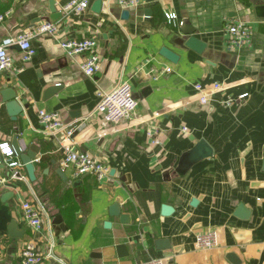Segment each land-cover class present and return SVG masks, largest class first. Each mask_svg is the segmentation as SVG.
<instances>
[{
    "label": "crops",
    "instance_id": "0c3cea01",
    "mask_svg": "<svg viewBox=\"0 0 264 264\" xmlns=\"http://www.w3.org/2000/svg\"><path fill=\"white\" fill-rule=\"evenodd\" d=\"M54 1L62 11L56 22L49 20L47 0H0V12L10 10L0 25V43L45 22L57 26L55 36L31 40L36 53L28 61L18 46L10 47L12 68L0 73V93L13 89L17 103L27 107L12 121L0 94V143L12 147L16 138L22 153L39 161L33 182L24 169L26 180L13 179L4 160L0 163V264H20L27 243L50 255L42 264L151 259L234 264L228 254H235V264H264V17L255 11L264 0H137L135 6H120L131 9L128 21L119 19L117 0H101L98 12L92 9L96 0H90L82 13L65 11L69 0ZM146 8L152 9L149 19ZM171 11L195 30L205 45L200 54L184 46L179 25L166 22L164 13ZM235 18L248 24L251 39L229 50L223 25ZM78 39L97 43L100 64L93 76L81 69L86 54L68 57L59 46ZM163 47L178 56L176 63L159 55ZM125 80L138 102L135 113L119 124L102 125L94 112L97 91H111ZM215 83L221 87L214 89ZM195 84L205 90L206 104L200 103ZM53 86L61 87L47 95ZM228 98L233 104L225 107L221 101ZM39 111L57 113L74 127L69 141L106 166L104 180L74 181L69 171H63L65 179L58 176L62 142L68 140L64 131L50 135ZM199 140L211 147L212 156L179 169L181 157ZM7 192L11 196L2 198ZM35 198L47 213L39 232L32 231L21 210L25 200ZM115 201L128 216L126 224L109 214ZM164 205L173 209L169 216L162 214ZM239 206L247 216L237 212ZM12 221L23 232L19 238L8 235ZM208 230L217 232L218 246L197 248L196 236ZM158 239H167L170 249H155ZM121 244L127 254L119 257Z\"/></svg>",
    "mask_w": 264,
    "mask_h": 264
},
{
    "label": "built area",
    "instance_id": "2783aa9c",
    "mask_svg": "<svg viewBox=\"0 0 264 264\" xmlns=\"http://www.w3.org/2000/svg\"><path fill=\"white\" fill-rule=\"evenodd\" d=\"M90 0H69L64 6L65 11H73L75 13H82L89 5ZM118 4L126 6H135L137 0H117ZM9 11L0 12V25L5 21ZM164 18L166 22L174 27L181 25L178 21L177 14L174 11L165 12ZM57 26L51 22H45L33 29L26 30L15 36L5 38L0 43V73L9 71L12 68V59L8 54V49L12 46H18L22 52V60H30L36 53L31 45V40L37 36H55ZM223 34L225 38L226 48L229 50H238L247 46L251 39V30L248 24L241 18L227 19L224 21ZM60 48L68 57L86 54V58L81 65V69L86 76H93L99 68L100 58L95 52L97 43L93 39H78V40H63L59 41ZM221 84H213L214 89H219ZM194 89L199 94V101L201 104L208 102V97L205 90L199 85L195 84ZM98 98L95 114H98L102 125H116L133 116L137 109L138 102L134 96L132 86L128 80L117 84L111 91L104 92L97 91ZM247 94H243L238 99H244ZM225 107H230L233 100L228 98L221 101ZM39 122L45 126L50 135H56L61 131L65 132L64 138L68 140L62 142L63 158L59 162V168L62 171H69L70 178L78 181L84 176H91L96 181L100 182L107 177L108 169L106 166L93 155L81 152L74 147L69 141L74 127H67L59 119L57 113H49L39 111ZM82 125V124H81ZM81 125L75 128H80ZM183 131H187L183 128ZM151 134H148L150 137ZM63 138V139H64ZM159 141L152 140L153 145H159ZM4 160L6 166L10 168L11 177L13 179L24 181L26 177L22 175L21 170L24 169L20 160L17 158L15 151L8 142L0 143V163ZM38 162V159H35ZM22 217L33 232L42 230L45 217L47 213L41 202L35 198V202L25 200L21 204ZM195 244L200 249L215 248L219 244V237L215 230H208L205 233L196 236ZM50 255H43L33 244L27 243L20 253V264H42L44 259ZM139 264H165L163 259H151Z\"/></svg>",
    "mask_w": 264,
    "mask_h": 264
},
{
    "label": "water",
    "instance_id": "95a60500",
    "mask_svg": "<svg viewBox=\"0 0 264 264\" xmlns=\"http://www.w3.org/2000/svg\"><path fill=\"white\" fill-rule=\"evenodd\" d=\"M146 2H150L151 4H155V0H145ZM55 1L54 0H47L46 5H48L49 11L51 12V15H49V20L52 22H56L57 20L62 18V11L57 10L55 7ZM119 7L121 5L117 4ZM101 8V0H96L92 4V9L96 12H98ZM121 8V7H120ZM256 14L260 15V17H264V2L263 4L257 5L255 8ZM146 19H149L152 14L151 8H146L143 10ZM131 9L129 8H121L119 11V19L121 21H128L130 19ZM179 33L184 37L183 43L186 48H189L190 50H193L194 52L200 54L204 48L205 45L198 40L194 34L195 30L188 27L184 22L179 27ZM105 38V36H104ZM159 55L163 58L167 59L168 61L172 63H176L178 61V56L172 52L171 50L163 47L159 51ZM61 86H53L47 91V95H53L56 93ZM1 97H2V103L5 105L7 109V113L10 116L12 121L17 120V116L23 112V109L27 108L20 106L16 101V95L13 89L7 88L1 91ZM12 148L15 151L16 156L20 160L21 164L23 165L24 170L27 173L28 179L30 182L35 181V164L38 162L35 161V154H23L19 146L16 144V138H14V141L12 143ZM82 152H87L88 150L86 148L81 149ZM213 154V151L211 147L204 141L199 140L194 147L189 150L186 154H184L181 157L180 163L183 165H179V169L183 170L184 168L188 167L191 164L197 163L203 159L210 158ZM58 176H60L62 179H65L64 172L59 168L56 172ZM111 175H113V172L111 171ZM8 196H11V193L7 192L2 195V198H7ZM197 201L194 199L191 201V206L194 207L196 205ZM173 212V209L170 206L164 205L162 206V214L165 216H169ZM237 212L241 213L244 216H247V213L244 211L242 206H239ZM109 214L111 216L119 217L121 222L126 224L128 221V216L121 213V208L118 201H115L109 208ZM106 226H109V223H106ZM8 235L10 237H21L23 235V232H18L16 228V223L14 221L11 222L10 226L8 227ZM155 249L157 250H169L170 245L169 241L167 239H158L154 241ZM117 253L119 257L125 256L126 253V246L121 244L117 245L116 247ZM121 252H124L125 254H120ZM227 258L233 262L234 264L237 263V259L235 254H228Z\"/></svg>",
    "mask_w": 264,
    "mask_h": 264
}]
</instances>
